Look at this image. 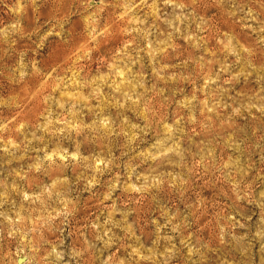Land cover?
<instances>
[{
  "label": "rangeland",
  "instance_id": "1",
  "mask_svg": "<svg viewBox=\"0 0 264 264\" xmlns=\"http://www.w3.org/2000/svg\"><path fill=\"white\" fill-rule=\"evenodd\" d=\"M0 264H264V0H0Z\"/></svg>",
  "mask_w": 264,
  "mask_h": 264
}]
</instances>
